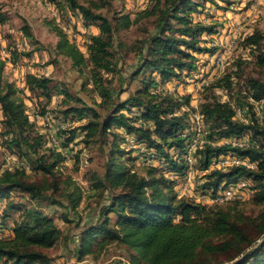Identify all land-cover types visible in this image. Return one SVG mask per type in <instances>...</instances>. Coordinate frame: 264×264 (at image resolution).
Listing matches in <instances>:
<instances>
[{
  "label": "trees",
  "instance_id": "1",
  "mask_svg": "<svg viewBox=\"0 0 264 264\" xmlns=\"http://www.w3.org/2000/svg\"><path fill=\"white\" fill-rule=\"evenodd\" d=\"M48 1L60 8L77 10L84 26L99 28V33L89 36L86 54L58 27L54 28L58 36L55 51L68 57L73 67L90 66L91 91L99 98L93 106L78 96H72L66 83L50 76L29 73L25 78V87L35 97L49 100L55 91L63 95L61 104L66 108L59 110L62 119L80 120L88 116L85 124L69 129L68 136L61 140L62 148L78 132L85 133L86 141L94 137L93 141L108 147L105 172L96 187L102 186L110 191L109 204L102 207L94 224L77 233V257L91 253L93 241L98 236L102 241L114 240L128 250H134V254L129 252L132 264H206V256L215 258L224 252L229 254L227 264H264V238L248 249L264 234V212L259 214L255 224L253 220L246 221L236 215L231 211L233 208L205 207L185 197L176 198L168 180L155 174L156 168L148 167L146 176L117 162L128 153L122 147L124 136L119 132L122 131L124 135L132 136L135 144L143 146L147 155L144 157H164L167 169L180 177L185 174L188 166L182 156L185 138L180 134L189 127V119L187 112H181L180 108L187 99L171 92L152 93L149 90L181 78L184 72L189 75L195 71L194 52L214 50L200 46L199 36L215 33V26L193 21L191 13L207 1H215L147 0V7L138 12L134 20L128 15L114 12L109 17L98 11L111 0ZM142 15L153 17L154 32L145 39V54L135 70L123 77L114 61L115 53H118L117 46H114L115 37ZM6 20L7 16L0 11V23ZM23 30L32 43H38L27 27ZM263 37V32L255 30L242 43L260 57L264 52L260 47ZM4 66L5 60L0 54V135L5 147L16 154L21 163L0 170V201H6L0 212V223L4 229L7 222L10 225L9 229H2L10 234L0 237V264H51L44 250L53 249L58 244L60 232L54 218L42 210L39 203L75 210L80 193L77 186L69 190L71 180L69 177L63 179L58 167L65 159L64 153L46 146L44 134L29 120L23 101L16 97L14 84L3 79ZM140 73H143L138 77L141 86L136 93L120 98L126 89L123 86L125 81L128 85ZM117 75L120 84L116 88L112 82ZM246 85L250 91L247 98L254 101L264 99V80L249 77ZM232 86L231 75L225 74L203 87L198 112L204 122L205 140L193 152V167L206 172L203 189L216 191L222 182L233 184L241 178L251 179L256 189L254 200L264 202V127L259 125L256 117L247 122L235 119L232 102L244 104L252 115L255 113L253 103L238 97ZM217 89L226 91L229 99L221 101L215 92ZM96 106L104 110V114ZM133 108L137 110V116L131 114ZM109 133L112 136L110 142L107 140ZM244 135H249L247 144L220 142ZM171 149L178 151L179 161L170 154ZM227 154L246 158L254 165L232 163L210 167L213 159ZM29 170L34 173V178ZM12 193L26 195L30 205L14 200L10 197ZM15 212H18L17 216L13 215ZM110 213H115L114 225L110 222ZM254 226V232L248 233L247 229Z\"/></svg>",
  "mask_w": 264,
  "mask_h": 264
},
{
  "label": "rangeland",
  "instance_id": "2",
  "mask_svg": "<svg viewBox=\"0 0 264 264\" xmlns=\"http://www.w3.org/2000/svg\"><path fill=\"white\" fill-rule=\"evenodd\" d=\"M214 1L213 3L205 2L191 13L193 21L215 26V33H203L199 36L200 46L214 50L194 52L197 65L195 71L189 75L184 72L181 78L165 82L161 86L158 85L156 89L149 90L152 93L171 92L184 100L187 99V102H183L180 108L181 112H187L190 120L189 127L180 134L185 138L184 154L182 155L188 163L185 174L180 177L167 169L168 164L164 157H144L147 155L144 153L143 146L135 144L132 136L124 135L122 131H119L120 135L124 136L122 147L126 148L128 153L117 159V162L146 176L148 167L156 168L155 174L168 180L176 198L185 197L191 202L205 207L217 205L233 208L231 211L236 215H240L246 221L253 220L256 224L259 214L264 212V202L254 200L256 189L253 188L255 183L251 179L241 178L233 184L222 182L220 186L223 188L219 186L218 190L212 191L202 188L206 172L193 167L195 162L193 146L195 143L197 146L205 140L204 122L201 118L197 122L195 114L198 112V104L202 100L201 92L206 84L225 74L231 75L233 92L238 93V97H241L242 100L246 98L245 100L252 102V109L255 113V116L252 115L251 110H248L244 104L232 102L235 119L247 122L256 117L259 125L264 127V99L254 101L250 97H246L250 95L246 85L247 78L254 77L264 80V52L260 57H256L257 52L253 51L252 53V50L246 48L242 43L243 39L255 30L263 32L264 36V0ZM147 5V0H111L110 4L108 3L98 11L109 17L114 12L117 15H128L131 20H134L137 13L142 12ZM0 11L7 16L6 22L0 23V54L5 60L3 79L14 84L16 97L23 101L29 120L35 123L36 129L40 133L44 134L46 146L62 150L65 159L58 166L61 176L63 179L70 178L69 190L77 186L80 193L75 210L44 202L39 203L40 208L54 218L60 232L58 244L53 249L44 250V252L51 259V264H132L129 253L132 251L117 241H102V238L98 236L93 241L92 252L83 257H77V233L85 226L94 224L93 222L99 217L102 207L109 204L110 191L104 190L102 186L96 187L105 172L108 147L101 146L98 141H93L94 137L91 139L92 141L90 138H88L89 141H86L85 133L78 132L77 136L62 148L61 140L68 136L69 129L85 124L88 116L80 120L62 119L59 110L66 108V105L61 104L63 95L60 92H53L48 100L43 97H35L25 87L26 74L50 76L54 80L66 83L72 96L80 97L89 105L95 101L98 102L99 98L96 93L91 91L90 66L73 67L68 57L55 51L54 46L58 36L54 28L58 27L85 54L89 36L99 33V28L95 25L84 26L77 10L72 11L69 7L60 8L48 0H0ZM152 19V16L142 15L128 28L121 29L115 37L114 46H117L115 50H118V53H115L114 61L117 62V68L123 77L130 75L135 70L139 59L145 54L143 43L147 36L154 32ZM24 27L28 28L38 43L31 42V39L24 33ZM260 47L264 49V37L260 42ZM142 74H138L137 78L128 85L125 81L123 86L126 89L120 98L127 97L129 93H136L141 86L138 77ZM112 84L116 88L118 87L120 84L118 75L115 76ZM215 92L221 101L229 99L226 91L217 89ZM97 109L104 114V110L98 107ZM37 114L40 116L39 118L36 117ZM131 114L137 116L138 112L133 108ZM131 114L128 115L131 116ZM1 119L0 112V134L2 132ZM107 140L109 142L112 140L111 133L107 136ZM224 141L247 144L250 138L249 135H244L220 142ZM169 152L175 160L179 161L178 151L171 149ZM135 156L138 157L134 159ZM236 162L254 165L246 158L227 154L213 159L210 167H224ZM20 163L21 160L18 156L5 147L0 135V170L19 166ZM26 168L28 169L27 166ZM28 173L33 178L35 177L30 170ZM62 186L66 188V185L62 184ZM10 197L26 206L30 205L26 195L12 193ZM5 202L4 200L0 201V212L4 208ZM17 214L18 212L13 213L15 216ZM64 216L67 219H64ZM115 220V213H110L112 225ZM7 225L6 227L9 229L10 225ZM3 226L0 223V237L10 234V231H2ZM255 226L248 228L247 232H254ZM263 238L264 234L248 249L254 248ZM132 253L134 254L135 251L133 250ZM228 255V252H224L215 258L206 256L205 262L206 264H215L219 261H226ZM227 263L229 262L221 264ZM143 264L145 263L143 262Z\"/></svg>",
  "mask_w": 264,
  "mask_h": 264
},
{
  "label": "bare ground",
  "instance_id": "3",
  "mask_svg": "<svg viewBox=\"0 0 264 264\" xmlns=\"http://www.w3.org/2000/svg\"><path fill=\"white\" fill-rule=\"evenodd\" d=\"M222 71H223V70H222ZM218 76H219V75H218ZM197 85H198V84H197ZM206 85H207V84H206ZM198 113H199V112H198ZM198 116H199V118H201V115H200V114H199ZM30 117H31V116H30ZM190 118H191V117H190ZM201 119H202V118H201ZM35 121H36V120H35ZM192 121H194V120H192ZM189 122H190V120H189ZM191 126H192V125H191ZM132 141H133V140H132ZM195 141H196V140H195ZM195 147H196V143L194 144V148H195ZM186 161H187V160H186ZM238 184H239V183H238ZM220 187L223 188L222 186H220ZM218 188H219V187H218ZM217 190H218V189H217ZM206 192H207V191H206ZM183 195H184V194H183ZM186 197H187V196H186ZM216 198H217V196H216ZM228 198H229V197H228ZM228 198H227V199H228ZM227 199H226V200H227ZM216 201H217V200H216ZM219 202H220V201H219ZM215 204H216V203H215Z\"/></svg>",
  "mask_w": 264,
  "mask_h": 264
},
{
  "label": "built area",
  "instance_id": "4",
  "mask_svg": "<svg viewBox=\"0 0 264 264\" xmlns=\"http://www.w3.org/2000/svg\"><path fill=\"white\" fill-rule=\"evenodd\" d=\"M195 115H196V119H197V122H198V121H199L198 112H196V114H195ZM36 117H38V118H39L40 116L37 114V115H36ZM193 147H194V146H193ZM194 149H195V148H194ZM236 163H240V162H236ZM243 164H244V163H243Z\"/></svg>",
  "mask_w": 264,
  "mask_h": 264
},
{
  "label": "crops",
  "instance_id": "5",
  "mask_svg": "<svg viewBox=\"0 0 264 264\" xmlns=\"http://www.w3.org/2000/svg\"><path fill=\"white\" fill-rule=\"evenodd\" d=\"M7 232V231H6Z\"/></svg>",
  "mask_w": 264,
  "mask_h": 264
}]
</instances>
